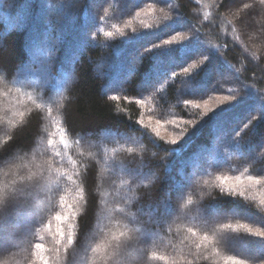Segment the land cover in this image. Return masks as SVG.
<instances>
[{
	"label": "trees",
	"instance_id": "1",
	"mask_svg": "<svg viewBox=\"0 0 264 264\" xmlns=\"http://www.w3.org/2000/svg\"><path fill=\"white\" fill-rule=\"evenodd\" d=\"M237 173L264 188L260 0H0V264H264Z\"/></svg>",
	"mask_w": 264,
	"mask_h": 264
},
{
	"label": "rangeland",
	"instance_id": "2",
	"mask_svg": "<svg viewBox=\"0 0 264 264\" xmlns=\"http://www.w3.org/2000/svg\"><path fill=\"white\" fill-rule=\"evenodd\" d=\"M160 7V6H159ZM161 8V7H160ZM151 9L148 8L147 10H143L140 13H138V17H142V16H151ZM155 13V12H154ZM182 42V41H181ZM180 42V43H181ZM174 43V39L165 43V46L169 45L171 46ZM158 78L155 79V81H157ZM154 81V82H155ZM116 82V81H113ZM217 102H219V100H216ZM217 104V103H216ZM215 106V101L213 102H206L203 104L199 105V110L201 112V114H204L206 117L207 115L214 113L216 110V108H214ZM146 125L149 126V128L158 136H160L163 140H165L166 142H176L175 139L172 134L169 133V131L167 130V126H163L161 124H155L153 121H148L146 122ZM186 125V124H185ZM197 126V125H196ZM193 130L195 128V125L192 127ZM192 130V132H193ZM191 134V133H190ZM245 173H237L234 176H229L226 179L223 180V184L225 186L226 190H232L235 191L236 193H239L240 195H246V196H250L252 199H258L260 197H263L264 194V188L262 187L261 183L259 181H257L256 179H251L247 176L244 175ZM34 198V197H33ZM64 219H68L69 218V213H70V209L66 208V210L64 211ZM34 214L31 210H29V212L25 215L26 219L32 220L34 218ZM24 216L19 218V217H11L9 219V224L11 226L10 231L8 232V238L10 240L11 243L14 244L17 243L16 241V232L15 230H18V225H15V223L17 222H21L22 220L25 219ZM60 226V223H57V227ZM66 226H68V224H66ZM3 231V230H2ZM14 231V232H13ZM4 234L6 233L5 231H3ZM237 250H239L240 252H245L246 250L244 248L238 247L236 248ZM251 251H256L255 249H249L248 252Z\"/></svg>",
	"mask_w": 264,
	"mask_h": 264
},
{
	"label": "clouds",
	"instance_id": "3",
	"mask_svg": "<svg viewBox=\"0 0 264 264\" xmlns=\"http://www.w3.org/2000/svg\"><path fill=\"white\" fill-rule=\"evenodd\" d=\"M38 180L42 183V182H44L45 178H44L43 176H41V177L38 178ZM3 202H4V201H0V206L3 205ZM69 243H72V241L70 240ZM123 244H124V242H121V244L118 246V250H120V249L122 248V245H123ZM87 245H88V250H89V252H90L91 249H92V243L89 241V242H87ZM118 250H117V251H118ZM117 251L115 252L113 258L115 257ZM127 253H128V249H124V254L127 255ZM84 264H88V257H87V259L84 261ZM111 264H116V262H114V260L112 259ZM120 264H132V262L129 261V260H126V259H121Z\"/></svg>",
	"mask_w": 264,
	"mask_h": 264
},
{
	"label": "snow or ice",
	"instance_id": "4",
	"mask_svg": "<svg viewBox=\"0 0 264 264\" xmlns=\"http://www.w3.org/2000/svg\"><path fill=\"white\" fill-rule=\"evenodd\" d=\"M260 2H261L262 4H264V0H260ZM245 7H248V5H245ZM240 23L243 24V23H242V20L240 21ZM56 219H57V220H61V217L58 216V217H56ZM36 247H37V248H40L41 246H40V245H37Z\"/></svg>",
	"mask_w": 264,
	"mask_h": 264
}]
</instances>
